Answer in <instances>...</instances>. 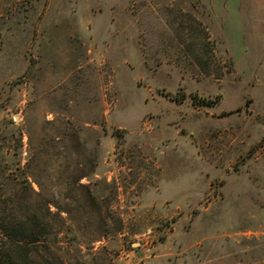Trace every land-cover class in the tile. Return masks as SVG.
<instances>
[{
  "label": "rangeland",
  "instance_id": "obj_1",
  "mask_svg": "<svg viewBox=\"0 0 264 264\" xmlns=\"http://www.w3.org/2000/svg\"><path fill=\"white\" fill-rule=\"evenodd\" d=\"M3 220L57 264H264V0H0Z\"/></svg>",
  "mask_w": 264,
  "mask_h": 264
},
{
  "label": "trees",
  "instance_id": "obj_2",
  "mask_svg": "<svg viewBox=\"0 0 264 264\" xmlns=\"http://www.w3.org/2000/svg\"><path fill=\"white\" fill-rule=\"evenodd\" d=\"M3 222L0 224V264H28V260L36 264H57L54 261L56 236L53 239V228L48 223L40 221L29 227L21 221ZM24 231L26 234L28 231V235H25ZM37 244H42L45 253H50L52 257H37L36 253L39 251L33 249V245ZM59 260L60 264H65L61 258H58Z\"/></svg>",
  "mask_w": 264,
  "mask_h": 264
}]
</instances>
